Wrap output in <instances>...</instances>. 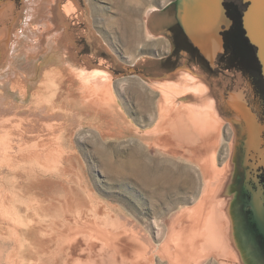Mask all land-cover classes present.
Here are the masks:
<instances>
[{
	"label": "rangeland",
	"instance_id": "1",
	"mask_svg": "<svg viewBox=\"0 0 264 264\" xmlns=\"http://www.w3.org/2000/svg\"><path fill=\"white\" fill-rule=\"evenodd\" d=\"M13 1L15 6H0V55L9 57L0 69V264H169L161 246L170 224L179 212L199 207L206 197L219 207L222 202L231 204L234 252L231 256L225 250L224 219V244L200 263L259 264L243 225L246 195L236 180L247 171L264 173V144H258L259 150L255 145L253 150L248 147L253 127L249 121L255 122L251 113L258 116L250 110L244 80L250 78L256 100L263 102L264 80L256 50L246 42L242 29L246 5L241 0H224L228 20L216 23L209 36L222 40L223 66L217 72L226 82L223 97L243 91L248 121L239 119L235 124L229 109L216 112L214 97L220 106L221 101L215 87L211 80L207 79L210 85L200 80L207 102L185 105L202 107L201 120L212 121L216 128L205 139L172 133L179 146L171 153V139L163 151L151 141L157 136L159 118L145 121L137 113L138 97L155 98L156 107L164 101V94L155 89L157 82L152 81L158 77L142 72L141 62L157 61L169 53V47L157 46L165 39L151 31L149 20L158 5L172 0H152L147 7V0L62 1L59 11L48 16L49 26L66 33L64 40L72 37L69 50L76 57L74 70L69 63H43L46 54L40 48L34 60L28 59V45L49 26L38 15L41 1ZM181 38L175 64L167 61L163 67L185 63L183 55L190 53V44L185 36ZM186 95L173 92L170 103L179 106L188 101ZM259 105L263 111V104ZM262 116L264 112L261 123ZM236 125L238 134L233 135ZM204 144L209 150L192 151ZM234 144L238 150L231 159ZM191 151L198 161L192 159ZM198 153L207 159L214 155L210 162L215 159L217 170H224L220 178L211 181L203 174L214 166L201 167L204 161ZM131 162L144 168L146 177L128 175L133 170ZM109 168L121 175L113 177ZM153 175L160 179L148 181ZM208 185L216 189L205 194ZM212 192L218 194L211 198Z\"/></svg>",
	"mask_w": 264,
	"mask_h": 264
},
{
	"label": "crops",
	"instance_id": "2",
	"mask_svg": "<svg viewBox=\"0 0 264 264\" xmlns=\"http://www.w3.org/2000/svg\"><path fill=\"white\" fill-rule=\"evenodd\" d=\"M177 0H175L176 2ZM177 3V2H176ZM175 3V6L172 4H166L164 6H159L158 5V9H155L152 13H151V18L149 20V26L152 32L154 33H162L161 36H163V38L165 39V41H160L158 42L157 46L160 47H164L167 46L169 47V53L167 54V56L165 57H160L157 58V61H150V60H144L142 63V72H144L146 75L151 76L152 77H158L157 79H154L152 81L157 82L156 84H158L157 87H155V89L159 88L160 91L162 92V94H164L162 96V98L164 99V101H162L161 103L157 104V107L155 106V102L153 97L150 98H145L143 96L138 97L140 98L139 101V109H138V113L140 115V117H142V119H144L145 121L151 120V119H158L159 121L157 123V130L158 132L155 134L157 136H155L153 141L154 144H160V139L167 137L169 139H171L170 142V148L169 150L171 151H177L175 149L176 146H179L178 142L174 141V137L176 135L179 136H185L186 134H195L194 136L196 137H200V139H204L206 138L205 136L209 133H211V131L214 129V127L216 128V126L213 124L212 121L210 120H201V116H203V113H199L201 112L200 109H202V107H199L200 109L196 108L195 106L192 107H186L185 104H190L191 102H196L198 104H204L206 100V98H204L203 94V90H202V86H201V82L200 80L204 81L210 85V83H208V80H211L210 82H212L215 88V92H216V97H218L221 101V106H220V102L218 100H216V98L214 97L215 101H214V110L220 111L222 109H229L228 112L231 113V120H233V122H235V124L237 123V121L239 119H241L242 121L245 120L246 118H244L238 111V105L236 104L238 101V92H231L230 93V97H226L225 99H223L222 97V87H223V77H221V73L217 72L218 70H222V59H220L221 55H222V50L220 49L221 42L222 40H217V37H215L214 40V51H215V55L212 58H209L207 56V54L204 52V50L201 49V46H198V43L195 42V40H193V38L191 36H189L185 30L184 25L179 21V12L177 11V4ZM15 6L16 4L14 3L13 0H0V6H5V7H11V6ZM153 5V2L151 0V2L149 0H147L145 2V6H150ZM3 12V11H2ZM181 36H185L188 40H189V44H190V48H189V54L184 53L183 56H185L184 59V64L181 65L179 67V65H174L175 60L173 61V59H175V54L177 51L180 50L179 47H181L182 43H181ZM212 40V38H210ZM10 54V53H8ZM192 56H195L194 59H192L193 61L190 62L188 59L191 58ZM174 57V58H173ZM5 58V56L0 55V69L5 66L4 63H9V57L5 58L4 62L2 61V59ZM14 59V56L13 58ZM159 61V62H158ZM172 62L174 63L173 65L169 66L168 68L163 67V65L165 64V62ZM189 61V62H188ZM196 61V62H195ZM160 64V65H159ZM239 76V75H238ZM221 77V78H220ZM168 79V80H167ZM180 79V80H179ZM208 79V80H207ZM167 80V81H166ZM191 81L190 83L188 81ZM185 81V82H184ZM175 82V84H174ZM183 83V84H182ZM200 84V85H199ZM179 87L180 89L175 90L173 87ZM212 87V86H211ZM190 89L195 90L197 89L198 93H196V95L194 96V94L192 95V97L189 99V91ZM196 91V92H197ZM173 92L175 93H186L188 94L184 96V98L188 101L183 102V104L181 105H175L173 103H170V98H169V94H172ZM225 93H226V89H225ZM202 95V96H200ZM200 96V97H199ZM237 97V99H236ZM183 98V97H182ZM230 99V100H228ZM254 106H258L259 103L264 104V102L262 100L257 101L256 97H254ZM187 102V103H186ZM223 102V104H222ZM208 104V103H207ZM211 103L209 102V105ZM208 106V105H207ZM206 106V107H207ZM225 106V107H224ZM254 106H252L254 108ZM157 110V114H155V109ZM198 109V110H197ZM205 111H207V108H204ZM197 112H196V111ZM211 110V109H210ZM212 110V111H214ZM255 111V109H253ZM203 111V110H202ZM208 112V111H207ZM256 113L258 114V117H260V113L258 111H256ZM198 116H197V115ZM156 116V117H155ZM200 116V117H199ZM196 119H199L198 121H196ZM244 122V121H243ZM199 124V126H198ZM200 124H202L203 126H201ZM207 126V128H205ZM204 127V128H203ZM203 128V130L201 129ZM201 129V130H200ZM204 131V132H203ZM234 131V130H233ZM236 131V129H235ZM237 132V131H236ZM234 132L233 135H236L238 133ZM175 134V136L173 137L171 134ZM148 135H150L151 133H147ZM163 135H165L163 137ZM145 136V134L143 135ZM191 136V135H190ZM194 138V137H193ZM203 143V142H202ZM211 143V142H210ZM234 143H235V139H234ZM213 144V142L211 143ZM206 144L202 145V147L199 148H191V150L193 152L195 151H205L206 150ZM157 150L159 151H163V149L161 147L156 146L155 147ZM238 148L235 146V144L231 147V152L237 150ZM207 150H209V147L207 148ZM191 151V152H192ZM192 152V159H195V154ZM214 156V155H213ZM213 156H208V160H211L213 158ZM231 159H233V153L231 154ZM215 158V157H214ZM191 159V161H192ZM198 161V160H197ZM212 162V163H211ZM208 164H201L202 166H206V165H211L214 166V168L207 172L206 170L203 171V174L205 176H210L211 177V181L220 178V176L222 175V173H224L223 171L217 170L216 168V164H215V159H214V163L213 161H211ZM230 163H233L234 161L230 160ZM229 165V164H228ZM227 165V167H228ZM230 167V166H229ZM230 174V173H229ZM228 174V175H229ZM231 175V174H230ZM206 178V177H205ZM249 179V178H248ZM178 181H186V179L182 180L179 178ZM247 183L251 182L250 179L246 181ZM210 185V184H209ZM208 185L205 194L209 193L211 190H214L216 188H211ZM204 197V196H203ZM231 207V205H230ZM200 211V212H198ZM206 211V212H205ZM252 211V221L254 222V210L251 208ZM208 215V211L207 210H201L200 207H195L193 209H183L181 212H179L175 218L173 219V222L170 224V227L168 229V234H167V241L165 242V244H163V246H161L163 249V251H165V258L168 260L169 264H201L200 260L201 258H203V256H209V255H213L215 254L216 251H219L220 247L222 246V244H224L223 242V236H225L223 234L222 236V241L220 244L219 249H215L214 251L212 249L206 248L202 246V243L198 242H194V245L192 244L191 240H195L196 239V234L197 232H202L201 230V226L198 227L197 222L195 221L196 216H200V219L204 218V215ZM183 216V217H182ZM185 217V218H184ZM221 217L222 220L224 221V219L227 222V227L226 230H228V233L226 234L227 238H228V247L225 244V250L227 248V254L233 256V247H232V243H233V236H232V232H233V226L235 225V215L233 212V209L231 207V210H222L221 212ZM181 218V220H180ZM205 219V218H204ZM242 220V218H241ZM255 224H257L256 222H254ZM242 224V223H241ZM246 224V221H245ZM258 226V224H257ZM259 231L262 233V235H264V232L258 227ZM175 233V234H173ZM192 240V241H193ZM196 243V244H195ZM172 244V245H171ZM224 248V247H223ZM229 250V251H228ZM236 258V257H234ZM240 264H246L245 261L241 260Z\"/></svg>",
	"mask_w": 264,
	"mask_h": 264
},
{
	"label": "bare ground",
	"instance_id": "3",
	"mask_svg": "<svg viewBox=\"0 0 264 264\" xmlns=\"http://www.w3.org/2000/svg\"><path fill=\"white\" fill-rule=\"evenodd\" d=\"M31 1H33V3H34L35 0H31ZM38 1H41L40 3L43 4V6L41 7L40 10L37 9L36 13L39 10L38 11V15L41 18V23L45 22V24H47V26H49L51 18L50 17L48 18V16H51V13H53L52 11H57L58 12L59 9H60L59 6L61 5V2L62 1H66V0H45V1L44 0H38ZM71 1L75 2L76 0H71ZM73 2L72 3L70 2V3L74 4ZM176 8H177V11L180 14L179 15L180 16L179 17V21L184 25L187 34L189 36H191L193 38V40H195L196 43H198V46L199 45L201 46V49L204 50V52L207 54V56L209 58H212L215 55V51H214L215 48H214L213 45L215 43V41H214L215 39L214 38L216 36L215 37H211L209 35L212 33V31L214 29L213 27L215 26L216 23H220V22L222 23L221 16L217 17L219 15V14H217L219 12L218 11L219 9H216L215 7L210 5L209 1H202V0H197L196 2L193 3V6H188V7L186 6L185 9L184 8H182V9L178 8V5H177ZM67 9H68V7L65 10H67ZM70 11H69V13H70ZM256 11L257 10H255V6H254L253 11H251V13H250L251 16L249 18L248 25L252 28V30L253 29L256 30L257 28L260 27V24L258 23V20L256 19V16H257ZM69 13H66V14H69ZM62 14H64V13H62ZM62 14H60V15H62ZM29 15H31V14H29ZM65 15H64V17H65ZM53 17H54V15H53ZM193 18H194V20H193ZM241 23H242V20H241ZM53 31H54V33H53ZM53 31H52V28L50 26L48 28L46 27V33L44 35L40 36L39 40H35L34 39L30 43V45H28V48L26 50L27 54H28V59L30 61L34 60L33 57H35V56L33 54L36 52V49L40 48L41 50L44 49V54H46L45 55L46 57H44L43 63L54 64V65H58V64H61L63 62H64V64L69 63L71 65V67L73 68V70H74L75 67H76V61H75L74 58H76V57H73L71 49L69 50V48H71L72 37L70 35H67L69 37L66 40H64V35H66V33H63V34L60 33L58 28L57 29H53ZM50 32L53 34V35L51 34L52 36L51 35L49 36ZM210 37L212 38V40L210 39ZM46 42L48 43L47 45H46ZM64 49L66 50V52L63 55H61L62 50H64ZM26 51H25V53H26ZM56 53H58L59 56ZM49 74H47V75H49ZM46 78L48 79V77H46ZM49 79H51V78H49ZM189 91H191V92H189V99L192 97L193 94L195 96L196 93H198L197 89H195V90L190 89ZM187 97H188V95H187ZM259 104H262V103H259ZM259 104H258V106L256 105V107L254 109H255V112L258 111L260 113V116H261V112L263 114L264 110L260 111V109H259L260 105ZM262 107L264 109V104L262 105ZM83 108H85V107H83ZM202 110L203 109H200V111H201V112H199L200 114L202 113ZM251 112H253V111H251ZM253 114L251 113L252 119H254L255 122L253 123V120H252L251 123H250V121H249V123H250V125L252 124V126L254 127L253 128L251 126L253 128V130H254V133H256V136H259V144H264V135L262 134V131L264 130V117L262 116L263 120H262V123H261L259 121V118L261 119V117L256 118V116L254 117ZM257 116H258V114H257ZM198 120L199 119H196V121H198ZM243 121L246 122L247 120L245 119ZM253 124H255V126ZM200 125L203 126L202 124H200ZM198 126H199V124H198ZM203 128H201V129L203 130ZM205 128H207V126ZM260 134L263 135L262 138L260 137ZM167 144H168V138H162L160 140V144H158V145L161 146L162 149H163V148H165L167 146ZM168 146H170V143L168 144ZM237 150H235V151H237ZM166 151H167V148H166ZM235 151H233V157L236 156V152ZM172 152L173 151H171V153ZM198 155H199V153H198ZM199 156L203 159L204 164H208L210 162V160H208L206 157L201 156V155H199ZM131 163L132 164H130L129 166H131V168H133V170H131L128 175L134 176L135 178L136 177L137 178L146 177V175L148 173L144 170V168L138 169L139 167L136 166L137 165L136 163H134V162H131ZM206 166H207V169H211L212 168L211 165H206ZM108 171L110 172V174L113 177L114 176H118L119 177V175H121V172L118 171L116 168H113V169L109 168ZM232 172H233V169H232ZM247 172H246V181L250 179L251 182H249V183L246 182V187L245 188H247L249 184H252V182L257 183L258 180H259L258 179V175H260V176L264 175V173L263 174H253V173H249V172L247 173ZM249 176H250V178H249ZM149 179H152V180H148V181H153L154 182V181H156V180H158L160 178L157 177L156 175H153V177L149 178ZM258 187H259V189L257 190V192L255 190L256 194H254L253 201L251 202L250 205H251V208L255 212V214H254V222H256L258 224V227L264 232V197H263L264 196L263 195L264 187L262 185H258ZM217 194L218 193H216V192H212L209 195V197L212 195L211 196V198H212L214 195H217ZM210 202L211 203H209L208 197L203 199V201L201 202V205L199 207L203 211L207 210L208 211V215L206 214V215L203 216L205 219L204 218H202V219L197 218L198 220H196V222L198 221L197 222L198 227L201 226L202 230L206 226L208 228L205 229L204 231H202V233L199 231L197 233L198 235L196 236V239L195 240L192 239L193 241L191 240V242H192L193 245H194V242H196V243L200 242V243H202L203 247L212 249L214 251L215 249H217V250L219 249L221 241H222V236H223V229L224 228H223V220H222V217H221V212H222V210L223 211L224 210H231V207H230L231 204H228L226 202H222V204H220L221 207H219V205H217V204L215 205V202H212V201H210ZM198 212H200V211H198ZM180 220H181V218H180ZM173 234H175V233H173ZM105 241L107 243H109L108 239L105 240ZM165 251L162 252L163 255L165 254Z\"/></svg>",
	"mask_w": 264,
	"mask_h": 264
},
{
	"label": "flooded vegetation",
	"instance_id": "4",
	"mask_svg": "<svg viewBox=\"0 0 264 264\" xmlns=\"http://www.w3.org/2000/svg\"><path fill=\"white\" fill-rule=\"evenodd\" d=\"M169 3H170V5L173 4L175 6L176 2H175V0H172ZM239 76H240V74H239ZM244 82L247 85V90L248 91L246 92V94L248 95L247 96L248 102L249 103L251 102L250 105L254 106V97L257 96L254 93V90H256L255 89L256 87L250 82V78L248 80L247 79L244 80ZM225 87H226V82H225V80L223 78V87H222V89L224 90ZM224 91L222 92V97L224 96L223 95ZM235 92H238V89ZM237 97H238V101H237L236 104L238 105V111L248 121V114L249 113L245 111L246 110V105L242 102V97H244L243 96V91L238 92V96ZM237 97H236V99H237ZM225 98L223 97V99H225ZM228 100H230V99H228ZM222 104H223V102H222ZM254 108L252 107L250 110L252 111V109H254ZM253 112H255V111L253 110ZM253 116L255 117V114H253ZM235 129H236V131L238 130V126L237 125H236ZM236 131L234 130V132H236ZM236 133H238V131ZM258 144H259V136H256V133H254V130L252 128V131L250 133V140H249V144H248L249 146L248 147H249L250 150H253V148H254L253 145H255L256 148L259 150L261 148V146L259 145V148H258ZM249 178H250V176H249ZM258 179L259 180H258L257 183L252 182V184H249L247 188H245L246 187V174H243L241 179L238 180V178H237L236 180H237V182L240 183V187L243 188V190H244L243 192L246 195L245 199H244L245 200V204H246V206H245L246 208H245V211L243 213V215L245 217V220L243 218V222H244L243 225H245L244 230H246V232L250 236L249 238H250V241L252 242L251 245H252L253 255H254V251H256V256L258 257L259 264L260 263L264 264V235H262V233L259 231L257 224H255L252 221V214L253 213L251 211V205H250L251 202L253 201L254 194H256L255 190L257 192V190L259 189L258 185H262L264 187V175H262V176L258 175ZM245 189H247V190H245ZM263 195H264V191H263ZM241 200L243 202V197L241 198ZM245 221H246V224H245ZM247 233H245V234H247Z\"/></svg>",
	"mask_w": 264,
	"mask_h": 264
},
{
	"label": "water",
	"instance_id": "5",
	"mask_svg": "<svg viewBox=\"0 0 264 264\" xmlns=\"http://www.w3.org/2000/svg\"><path fill=\"white\" fill-rule=\"evenodd\" d=\"M197 0H177L178 8H184L187 6H193V3ZM202 1H209L210 5L215 7L216 9H219V14L217 17L222 18V23L225 22L227 19V15L224 10V0H202ZM243 4L246 5V10L243 12L242 15V29L244 31V36L246 39V42L249 44V46H252L256 50V57L258 59V62L261 66V72L262 77L264 80V0H241ZM256 4V5H255ZM255 6L256 11V19L258 20V23L260 24V27L256 30H252V28L248 25L250 13L253 11ZM181 11V10H180ZM182 12V11H181ZM194 20V18H193ZM192 20V21H193Z\"/></svg>",
	"mask_w": 264,
	"mask_h": 264
}]
</instances>
